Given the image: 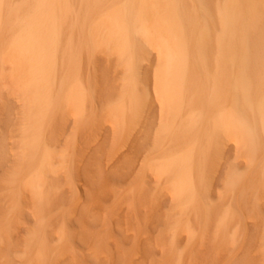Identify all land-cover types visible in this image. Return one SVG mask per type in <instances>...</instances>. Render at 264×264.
I'll return each mask as SVG.
<instances>
[{
    "label": "rangeland",
    "instance_id": "1",
    "mask_svg": "<svg viewBox=\"0 0 264 264\" xmlns=\"http://www.w3.org/2000/svg\"><path fill=\"white\" fill-rule=\"evenodd\" d=\"M191 1L182 0L184 23L198 31ZM206 2L215 14L221 1ZM71 4L40 99L0 60V264H264V126L256 135L231 125L243 104L230 97L229 66H217L215 22L206 67L224 68L218 87L192 44L188 82L170 81L168 93L158 36L138 32L133 52L99 45L80 15L95 31L107 3ZM11 37L0 35V56L16 60L3 46ZM252 87L264 92L256 78Z\"/></svg>",
    "mask_w": 264,
    "mask_h": 264
},
{
    "label": "bare ground",
    "instance_id": "2",
    "mask_svg": "<svg viewBox=\"0 0 264 264\" xmlns=\"http://www.w3.org/2000/svg\"><path fill=\"white\" fill-rule=\"evenodd\" d=\"M71 1L0 0V35L5 32L9 33L10 37L12 35L10 39L4 41L3 46L17 56L16 60H13L8 57L7 52H2L0 60L10 63L14 70L18 71L19 84L23 83L24 86L32 88L34 94L37 91L38 99L43 96L39 85L54 79L52 70L56 62L59 34L62 32L65 19L71 14ZM102 1L107 3V6L97 9L100 17L96 21L95 31L86 24V15L78 10L87 30L99 45H108L113 41L116 42L118 49L131 52L134 51L131 37L138 32L148 39H152L151 36L154 35L158 36V43L162 45L165 56L160 85L162 84L168 93L172 92L170 81L181 86L188 82L187 70L192 60L189 51L192 44L197 51L195 59L205 66L209 74L211 73L206 67V52L215 22L214 27L217 25L215 38L219 47L216 53L217 66H229L225 72L228 71L231 75L228 84L230 97L234 102L243 104L240 115H236L234 110L230 113L231 125L257 135L258 130L264 126V118H262L264 92L252 87V81L256 78L264 84V71L252 74L250 70L255 66L264 67V46L260 49V53L254 51L251 33L262 15H260V6L264 5V0H220L222 3L220 2L218 8H215L216 15L211 12L210 4H207L206 0H192L194 13L196 11L198 14V18H194L198 31L193 27H187L184 23L185 8L183 9L182 0ZM215 4L217 7V1ZM148 7L152 8V13L148 11ZM172 49L178 52L175 54L177 59L172 54ZM22 68L27 71L26 79L21 73ZM223 69L222 67L220 71ZM128 70H131L130 82L134 89L138 75L134 73L132 62ZM220 71L211 73L217 87ZM20 86L22 87V84ZM247 109L255 111L260 116L262 121L260 126L250 121ZM171 159L169 161H177ZM167 161L168 159L164 164H167ZM45 164H49L47 149L43 154L41 166ZM41 169L43 168L35 169L33 176L36 183L31 184L38 190ZM179 179L180 186H191L186 177L182 176Z\"/></svg>",
    "mask_w": 264,
    "mask_h": 264
}]
</instances>
